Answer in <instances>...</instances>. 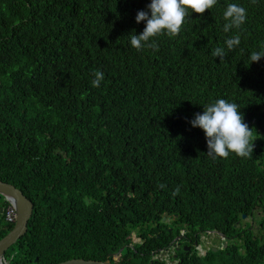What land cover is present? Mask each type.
<instances>
[{"label":"trees","instance_id":"16d2710c","mask_svg":"<svg viewBox=\"0 0 264 264\" xmlns=\"http://www.w3.org/2000/svg\"><path fill=\"white\" fill-rule=\"evenodd\" d=\"M149 2L0 0V181L34 204L9 264L104 260L164 214L233 223L264 200V58L248 60L264 50V0H217L138 51L127 36L142 32L135 15ZM228 3L246 22L225 33ZM218 98L252 130L248 158L213 160L191 126ZM7 207L1 199L0 239L13 228ZM166 243L151 236L147 250Z\"/></svg>","mask_w":264,"mask_h":264},{"label":"clouds","instance_id":"9594fccd","mask_svg":"<svg viewBox=\"0 0 264 264\" xmlns=\"http://www.w3.org/2000/svg\"><path fill=\"white\" fill-rule=\"evenodd\" d=\"M216 4L217 0H150L146 5V10H140L135 15V22L139 24L143 21L144 27L138 35L133 31L127 36L129 45L138 51L144 48H152L155 50L157 46L153 38L160 35L175 36L180 32L185 18L189 13L202 14L205 10L210 11ZM222 15L225 21L223 24V31L225 33H228L230 30H241L242 25L246 22V9L238 3H228ZM239 44L240 35L238 31L224 41V45L228 51H231L234 47H238ZM211 55L222 59L225 55V49L217 47L212 50ZM261 58H264V50L251 52L248 57L249 64L257 62ZM93 75L94 79L91 83L94 87H98L103 79V73L96 71ZM190 124L193 128L202 130L206 141V154L211 156L213 160L227 158L230 154H235L237 157L242 158H248L252 154L254 140L252 130L243 121V116L236 103L218 98L214 102L203 105L202 113L195 114ZM245 214H247V210H245ZM4 217L5 221L14 227L17 221V211H13L8 205ZM161 218H172L174 224L192 222V220L190 222H184L174 215L164 214L159 220L148 224L144 232H140L139 230L131 232L128 243L118 251L112 252L113 257L119 254L117 257H114L118 261V264H122L127 255L132 253L136 254L138 248L147 250L150 247L149 241L152 231L157 232L167 229L162 226L160 222ZM96 227L98 228V226ZM99 230L91 233L97 239L101 236L102 228ZM170 240L171 238H169L166 245ZM13 246H16V244ZM131 246L134 249H131ZM147 251L149 252L148 257L146 259L142 258L141 262L156 264L153 262V258L160 254V249ZM93 261L105 262L103 260ZM4 263L9 264L7 260Z\"/></svg>","mask_w":264,"mask_h":264},{"label":"flooded vegetation","instance_id":"af4514ba","mask_svg":"<svg viewBox=\"0 0 264 264\" xmlns=\"http://www.w3.org/2000/svg\"><path fill=\"white\" fill-rule=\"evenodd\" d=\"M245 218V219H244ZM210 218L194 219L191 223L174 224L172 218H161L166 230L152 231L160 242L169 243L153 258L156 264H264V200L259 201L250 212L231 223L213 224ZM162 240V241H161ZM131 249H134L131 246ZM11 261L18 260L20 250L10 249ZM7 251V252H9ZM5 253V260L6 254ZM113 253L103 261L118 264ZM138 255L140 258H138ZM149 252L138 248L124 258L122 264H147L141 262Z\"/></svg>","mask_w":264,"mask_h":264},{"label":"water","instance_id":"95a60500","mask_svg":"<svg viewBox=\"0 0 264 264\" xmlns=\"http://www.w3.org/2000/svg\"><path fill=\"white\" fill-rule=\"evenodd\" d=\"M0 199L17 211V221L13 229L0 239V264H5L4 256L7 251L19 242L28 231V222L34 212V205L26 198L23 191L11 184L0 181ZM58 264H112L109 260L105 262L93 260L72 259Z\"/></svg>","mask_w":264,"mask_h":264},{"label":"built area","instance_id":"2783aa9c","mask_svg":"<svg viewBox=\"0 0 264 264\" xmlns=\"http://www.w3.org/2000/svg\"><path fill=\"white\" fill-rule=\"evenodd\" d=\"M10 220V218H8Z\"/></svg>","mask_w":264,"mask_h":264}]
</instances>
